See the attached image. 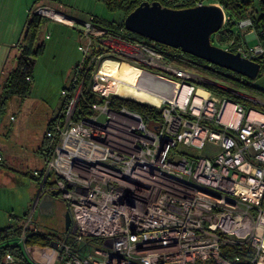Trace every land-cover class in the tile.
I'll return each instance as SVG.
<instances>
[{
    "label": "built area",
    "instance_id": "1",
    "mask_svg": "<svg viewBox=\"0 0 264 264\" xmlns=\"http://www.w3.org/2000/svg\"><path fill=\"white\" fill-rule=\"evenodd\" d=\"M48 10L35 8L75 24ZM229 21L225 12L223 26ZM236 28L240 43L219 46L258 61L264 73V41L252 19L238 20ZM80 30L86 44L77 86L64 90L65 113L46 133L44 165L32 172L41 193L57 191L66 201L71 224L64 239L46 246L58 255L35 264H237L240 256L225 249L241 244L250 248V264H264V110L253 106L264 100L228 86L238 99L213 93L200 86L203 76L171 63L161 50L92 20ZM111 38L122 50L106 42ZM104 45L111 49L99 51ZM112 57L169 85L161 103L149 102L161 109L159 125L125 106L111 107L112 95L124 97L119 81L102 70ZM87 78L88 91L101 101L86 100L93 112L75 118ZM208 143L213 148L202 153ZM30 218L22 221L24 230ZM92 239L102 245L81 256V245ZM3 261L20 263L10 252Z\"/></svg>",
    "mask_w": 264,
    "mask_h": 264
},
{
    "label": "rangeland",
    "instance_id": "2",
    "mask_svg": "<svg viewBox=\"0 0 264 264\" xmlns=\"http://www.w3.org/2000/svg\"><path fill=\"white\" fill-rule=\"evenodd\" d=\"M212 2L219 3L214 0L206 1V3ZM42 3H49L65 13L70 12L78 19H76L74 25H67L53 17L44 15L47 17L41 24L39 41L43 42L45 47L34 63L30 91L26 95L10 94L6 104L3 108H0V142L3 143V146H6L3 149L4 161L0 164V218L7 216L11 223L19 219L20 222L23 221L25 224L31 217V226L42 232H54L64 239V211L67 208V203L59 196L57 209L53 215L38 216L37 212H32L27 204L32 183L35 182L31 173L36 167L42 168L44 165L43 154L41 155L40 150L45 147L46 133L65 113L67 96L64 90L67 91L72 89L73 86H77L78 64L83 57L81 45L86 44V38L80 32L81 25L84 21L93 19L103 24L120 23L123 20L124 13L119 9L112 10L108 8L103 0H0V98L4 94L5 80L3 72L11 69L13 64L15 67L18 64V59L15 58V55L19 54V48L16 46L18 45L17 40L19 37L22 38L25 23L29 16ZM254 7L256 15L263 14L264 11L260 8L258 0H254ZM128 31L127 29L124 30L125 34ZM128 36L138 37L131 31ZM221 36L218 42L220 44L226 43L225 36ZM5 37H7L6 39H14V46L10 55L8 51L11 46L3 47V43H1ZM138 38L143 41L149 40L146 37ZM255 41V39H250L248 43L252 45ZM106 42L113 43L118 49L122 50L121 44L116 43L112 38L106 40ZM215 44L217 45V43ZM157 47L162 51H166H164L165 55L171 63L189 68L203 76L205 79L203 78L201 87L215 93L208 86L225 90L230 85L225 80L214 79L200 73L193 67L181 65L170 54L174 52L173 49H163L159 45ZM3 50H5L4 56L2 55ZM8 56L9 58L5 62V57ZM114 59L120 61L119 63L127 62L119 57ZM127 63L137 65L134 62ZM226 70V73L232 71L230 69ZM249 81L264 91V73H259L254 79L249 78ZM240 90L264 100V93L260 94L244 88ZM124 97L138 100L130 96L124 95ZM234 98L238 99L239 97L234 96ZM259 104L252 105L262 107L264 110V106ZM213 146V143L206 144L202 153H209ZM5 225L3 224V226ZM101 245V242L95 239L90 241V244L87 245L89 247L81 245V256H85L87 249L93 250L94 247H100ZM26 251L29 254L31 253L33 259L40 263H43L47 257L58 255V249L54 247L50 249L46 246L34 245L26 248Z\"/></svg>",
    "mask_w": 264,
    "mask_h": 264
},
{
    "label": "trees",
    "instance_id": "3",
    "mask_svg": "<svg viewBox=\"0 0 264 264\" xmlns=\"http://www.w3.org/2000/svg\"><path fill=\"white\" fill-rule=\"evenodd\" d=\"M108 8L112 10H122L123 20L120 23L111 22L108 24H103L98 22L96 19L92 20L97 26L102 29L107 30L109 33H113L116 35H121L122 37L129 40H137L143 43H146L154 48L161 50L157 47V45L164 48H171L174 50L173 53H170L175 59H177L181 65L189 66L195 68L200 73L207 75L209 77H213L217 80H225L230 85L228 87L240 90V89H250L251 91L263 94L264 91L255 86L253 83L249 81V78L231 71L230 73H226V68H221L215 64H212L202 58L196 57L192 54L183 52L180 48H174L154 40L149 39L148 41H143L141 38L144 37L137 33L138 37L133 38L128 36L130 31L125 34L124 30V18L125 16L132 11L137 5H139L144 0H103ZM152 1V0H149ZM163 5L181 8L187 6L196 5L197 2H205L207 0H158ZM219 2L228 16L231 17V21L227 22L225 26L220 28L218 31L212 34L211 39L212 42L217 45L220 43L218 40L225 36V41L228 42L232 39L236 41L235 45L240 43V33L238 28H236V22L242 18L250 17L254 23V27L258 34L260 35V39L264 41V12L262 15H256V9L254 7V0H214ZM260 3V8L264 11V0H258ZM47 16L39 14L37 12H33L31 16L27 19L25 23V28L23 31V36L20 41V54L18 56V64L17 66L9 73L8 77L4 83V94L0 98V108H3L4 104H6L7 99L10 94H20L26 95L29 93L31 88V79H32V70L34 67V63L36 58L40 53L44 51V43L39 41L40 38V27L43 20ZM217 41V42H216ZM225 43V42H224ZM223 44V43H221ZM162 51V50H161ZM165 51V50H164ZM162 51V52H164ZM166 52V51H165ZM164 52V53H165ZM169 54V53H168ZM169 54V55H170ZM228 71V70H226ZM88 78L85 83L84 95L80 98L77 109L74 113V117L77 118L80 115L91 113V110L86 103V100H90L92 102L101 101L97 96L93 95L88 91ZM205 86V85H204ZM207 87V86H205ZM212 91L220 95H226L227 97L233 98L235 95L228 91L227 89H220L213 86H208ZM110 105L113 109L118 110L122 106H125L131 110H135L145 117L150 126H156L161 123V109L153 104L148 102H142L139 100H135L129 97H122L118 95H112L110 97ZM25 234V240L23 245L21 242L17 240L20 239L21 235ZM59 236L54 232H42L37 230L33 226L23 227V222L16 224H9L4 228H0V264H6L3 261L4 256L10 252L15 254L20 259L19 264H35L33 260L27 257L24 247L28 248L29 246H48L51 241H55ZM225 252L228 256L239 255L240 261L237 264H250V248L246 244L235 245L225 249ZM208 264H212V262H208Z\"/></svg>",
    "mask_w": 264,
    "mask_h": 264
},
{
    "label": "water",
    "instance_id": "4",
    "mask_svg": "<svg viewBox=\"0 0 264 264\" xmlns=\"http://www.w3.org/2000/svg\"><path fill=\"white\" fill-rule=\"evenodd\" d=\"M224 20L225 10L215 2L174 8L163 5L158 0H144L125 16L124 26L127 30L156 42L180 48L183 52L248 78H256L260 70L258 61L212 42V34L223 27ZM57 195V191L42 194L38 204L41 214H54ZM64 217L65 230H68L71 224L68 210L64 211ZM50 245L56 246L57 242L51 241Z\"/></svg>",
    "mask_w": 264,
    "mask_h": 264
},
{
    "label": "crops",
    "instance_id": "5",
    "mask_svg": "<svg viewBox=\"0 0 264 264\" xmlns=\"http://www.w3.org/2000/svg\"><path fill=\"white\" fill-rule=\"evenodd\" d=\"M39 6H46L47 8H50L53 11H56L58 13H63L66 15V17L70 18V21H73L74 23H76V19L77 16H75L74 14L70 13V12H63L61 10H59L58 8L50 5L49 3H42ZM60 21V20H58ZM64 23H66L67 25H69V22L66 21H62ZM7 37L2 39L3 43V47H9L11 46V49H9L8 54L10 55L11 50L13 48V44H14V39H6ZM22 38L19 37V39L17 40V44L16 46H18L19 48V54H20V41ZM12 44V45H11ZM19 54L15 55V58L18 59ZM2 55H5V50H3ZM8 57H5V62H7L6 60H8ZM15 68L14 64L11 67V69H8L7 71L3 72V78L4 80H6V78L8 77L9 73ZM3 70V69H1ZM102 70H104V72L108 75H111L115 78H117L120 82H121V89L122 92L126 95V96H130L133 98H136L138 100H142V101H149V102H160L161 100H163L165 97L168 96V92L167 90H163L162 88L166 87L167 85L165 83H163L161 81V79H158L156 77L153 76H148V77H144V75L142 74V71L139 69L138 66L129 64L127 62H121L119 63L116 59H112V58H106L103 62V67ZM159 96H157V95ZM4 147L3 143L0 142V152L3 156V161H4ZM44 149L40 150V153L42 155ZM37 169V167L35 168ZM34 169V170H35ZM32 174V173H31ZM32 177L35 179V182L32 183L31 189H30V194L28 195L29 200L27 202V204L30 206V209L32 212H37L38 216L39 215H43L39 212V201L40 198L42 196L41 193L39 195V188L41 187V182L40 180L33 176ZM47 193V192H45ZM55 210L57 209V202L55 205ZM6 215V214H5ZM6 222V223H3ZM20 223L19 219H17L15 222L11 223V220L9 219V217L5 216L4 218H0V228H4L6 226H8L9 224H18ZM3 224H6L5 226H3ZM3 226V227H2ZM18 242H20L19 240H17ZM22 244V243H21ZM23 245V244H22ZM25 253L27 255L28 258H30V260H33V256L32 254L28 253V251H26V248L24 247Z\"/></svg>",
    "mask_w": 264,
    "mask_h": 264
},
{
    "label": "bare ground",
    "instance_id": "6",
    "mask_svg": "<svg viewBox=\"0 0 264 264\" xmlns=\"http://www.w3.org/2000/svg\"><path fill=\"white\" fill-rule=\"evenodd\" d=\"M46 12H48L49 14H52V15H57V16H60V17H63V18H65L66 20H71L70 18H68V17H64V16H62L61 14H59V13H57V12H55V11H52V10H48V11H46ZM140 69V68H139ZM141 70V69H140ZM142 71V70H141ZM142 74L144 75V77L146 78V77H150V76H152V75H149L148 73H144L143 71H142ZM108 75V74H107ZM111 76V75H110ZM115 78V77H114ZM117 79V78H116ZM118 80V79H117ZM119 81V80H118ZM163 82V81H162ZM164 83V82H163ZM167 85V84H166ZM163 90H167V92L169 93V90H170V87H169V85H167L166 87H164V88H162ZM118 91L119 92H121L122 94H124L123 92H122V89H121V82L119 81L118 82ZM200 92H203V91H200ZM125 95V94H124ZM155 95H157V94H155ZM126 96V95H125ZM157 96H159V95H157ZM149 102V101H148ZM162 102V100L160 101V102H151V103H155V104H159V103H161Z\"/></svg>",
    "mask_w": 264,
    "mask_h": 264
},
{
    "label": "flooded vegetation",
    "instance_id": "7",
    "mask_svg": "<svg viewBox=\"0 0 264 264\" xmlns=\"http://www.w3.org/2000/svg\"><path fill=\"white\" fill-rule=\"evenodd\" d=\"M108 50V49H111V47L109 45H104L102 48L99 49V51L101 50ZM59 197V195H57V198Z\"/></svg>",
    "mask_w": 264,
    "mask_h": 264
}]
</instances>
